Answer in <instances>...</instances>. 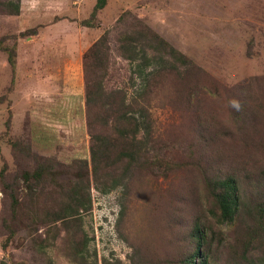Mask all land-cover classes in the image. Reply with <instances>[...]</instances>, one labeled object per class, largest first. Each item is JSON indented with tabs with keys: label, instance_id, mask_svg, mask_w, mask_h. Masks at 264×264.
Returning <instances> with one entry per match:
<instances>
[{
	"label": "rangeland",
	"instance_id": "obj_1",
	"mask_svg": "<svg viewBox=\"0 0 264 264\" xmlns=\"http://www.w3.org/2000/svg\"><path fill=\"white\" fill-rule=\"evenodd\" d=\"M7 1L0 40L15 65L0 48V264H181L195 224L209 264L262 260L264 238L245 234L264 212V0H107L93 18L96 0H19L18 15ZM123 24L157 35L190 61L187 71L154 72L141 93L117 48ZM105 33L95 119L84 58ZM151 45L144 53L156 63ZM122 95L135 111L127 117L148 123L139 161L150 166L123 161L94 175L93 134L113 138V158L122 151L114 135L124 111L101 108ZM37 167L49 174L23 182ZM228 175L245 210L220 224L212 186ZM72 191L89 201L75 215L64 212Z\"/></svg>",
	"mask_w": 264,
	"mask_h": 264
},
{
	"label": "trees",
	"instance_id": "obj_2",
	"mask_svg": "<svg viewBox=\"0 0 264 264\" xmlns=\"http://www.w3.org/2000/svg\"><path fill=\"white\" fill-rule=\"evenodd\" d=\"M107 0H96V4L93 9V16L104 8ZM2 6L6 8V11L9 15H18L20 12V1L19 0H8L6 3H2ZM129 21V20H126ZM121 22V23H119ZM117 23H125L123 17H119ZM87 25L89 23L86 22ZM123 29L118 35L117 48L125 60L129 61L131 65L130 78L133 82H138L140 85L141 93L146 91L145 86L148 83V78L150 75H153L154 72H157L161 69H175L181 68L185 72L186 69L190 66V61H188L183 55L176 52L170 45L165 43L162 39H159L157 35H154L151 31L147 30L145 27L134 26L132 29L126 24L122 25ZM121 36V37H120ZM156 44L153 46L155 50V58L157 62L152 61V57H148L145 51L147 47H152L151 44ZM0 48H4L8 52V63L11 66L15 65V51L14 49H6L2 45V40H0ZM109 51V39L108 34H103L87 51V54L84 58V67L92 70L94 72L93 79L86 83V105L89 112V116H94L90 112V108L94 107V103L100 101L101 95H103L104 90L102 89V81L105 71V61L108 60ZM156 65L155 71H151L153 65ZM149 69V70H148ZM148 70V71H147ZM98 78V80H95ZM130 81V80H129ZM115 102H105L101 104V108L106 110L114 111V106L117 110L124 111L123 114H120V119L123 120L120 124L122 129H116V138H119L121 142L124 143L122 151L116 158H113L111 148L113 147V138L93 134L91 139L95 146L92 145L90 149V158L92 160V170L94 175L100 170V166H105L107 170H114L115 164L126 161L127 165H135L137 169L148 168L150 165H141L140 156L144 151L143 148H146V140L139 139L138 134L143 133L148 135L147 129L143 128V125H148L147 121L144 120V117H139L137 120H134L133 117L128 116V112H132L133 109L130 104L126 103L125 95L121 96L120 100ZM135 112V111H133ZM111 113V112H110ZM95 119L99 117H93ZM104 121V120H103ZM140 121V122H138ZM96 123V122H94ZM115 138V139H116ZM155 159V158H154ZM153 162V161H152ZM131 168V167H130ZM129 168V169H130ZM108 172L105 175H108L111 178L112 183L117 180L113 176L112 172ZM43 173L49 174L46 170H43L41 167H37L32 173L24 172L22 180L25 183H28L32 180H38ZM211 188V187H210ZM75 192H70L69 198L72 201V204H75L74 208H67L64 212L67 214L75 215L79 208H84L89 205V201L86 203H79L81 199L77 198V195H74ZM73 196V198H72ZM212 197L215 199L217 204L218 211V222L220 224L232 223L236 216L242 214L245 210L243 201L239 195L238 191V182L232 175H228L220 180L215 179L214 186H212ZM84 206V207H83ZM244 208L243 211H241ZM259 219V218H258ZM59 216H57V221ZM264 235V212L260 220L256 222V225L253 229L245 234L248 239V243L253 242L257 239H262ZM254 236V237H253ZM190 251L188 257L185 256L180 260L181 264H209L208 260L210 257L209 249L204 250V244H206V236L197 224H195L188 236ZM260 244H257L255 247L260 248ZM187 257V258H186ZM200 258V262L196 263L195 259ZM149 264H154V260H149ZM257 264H264V258L259 260Z\"/></svg>",
	"mask_w": 264,
	"mask_h": 264
}]
</instances>
